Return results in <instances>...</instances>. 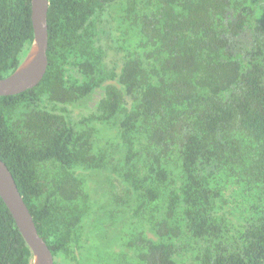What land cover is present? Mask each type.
Wrapping results in <instances>:
<instances>
[{"label":"trees","instance_id":"trees-1","mask_svg":"<svg viewBox=\"0 0 264 264\" xmlns=\"http://www.w3.org/2000/svg\"><path fill=\"white\" fill-rule=\"evenodd\" d=\"M48 38L0 158L54 264H264V0H49ZM33 40L0 0V79ZM32 262L0 197V264Z\"/></svg>","mask_w":264,"mask_h":264},{"label":"water","instance_id":"water-1","mask_svg":"<svg viewBox=\"0 0 264 264\" xmlns=\"http://www.w3.org/2000/svg\"><path fill=\"white\" fill-rule=\"evenodd\" d=\"M34 40L21 65L7 78L0 79V96H13L35 88L43 80L48 60L49 0H31ZM0 197L33 253L32 264H54V257L39 235L12 172L0 158Z\"/></svg>","mask_w":264,"mask_h":264},{"label":"rangeland","instance_id":"rangeland-1","mask_svg":"<svg viewBox=\"0 0 264 264\" xmlns=\"http://www.w3.org/2000/svg\"><path fill=\"white\" fill-rule=\"evenodd\" d=\"M93 104H94V101L91 102V105H93Z\"/></svg>","mask_w":264,"mask_h":264}]
</instances>
